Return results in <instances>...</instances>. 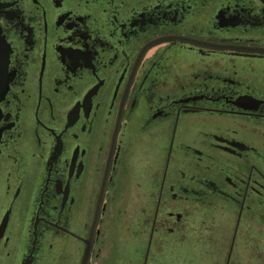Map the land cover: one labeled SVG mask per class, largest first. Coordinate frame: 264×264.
Listing matches in <instances>:
<instances>
[{
	"label": "flooded vegetation",
	"instance_id": "obj_1",
	"mask_svg": "<svg viewBox=\"0 0 264 264\" xmlns=\"http://www.w3.org/2000/svg\"><path fill=\"white\" fill-rule=\"evenodd\" d=\"M0 264H264V0H0Z\"/></svg>",
	"mask_w": 264,
	"mask_h": 264
},
{
	"label": "rangeland",
	"instance_id": "obj_2",
	"mask_svg": "<svg viewBox=\"0 0 264 264\" xmlns=\"http://www.w3.org/2000/svg\"><path fill=\"white\" fill-rule=\"evenodd\" d=\"M143 159H145V158H140V164L138 166H141L142 167L143 161H144ZM144 172H145V170H133V173L131 175V177L133 178V180H132L131 184H136L137 182L143 183V174H144ZM129 188H127V189H129ZM134 191L136 192V191H139V190H134ZM131 203H132V199L130 200V198H125L124 202L121 201V202L118 203L119 209L122 212V214L120 215L121 216V219H119L120 220L119 221V225L121 226V228H123L125 230L127 229V227L129 226V223H130L129 219H130L131 210H130L129 205ZM121 206H124V209L123 208L121 209ZM213 211H214V208H213ZM216 215L219 218L220 217H223V214L222 213H219V212L216 213ZM183 255L186 258H189V256H190L189 254H185V253ZM189 263H190V261H189Z\"/></svg>",
	"mask_w": 264,
	"mask_h": 264
}]
</instances>
